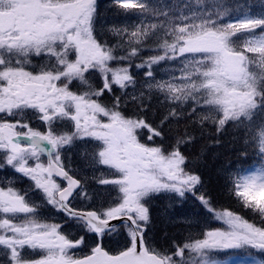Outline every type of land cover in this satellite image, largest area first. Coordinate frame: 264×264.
Here are the masks:
<instances>
[{
	"label": "snow or ice",
	"instance_id": "obj_1",
	"mask_svg": "<svg viewBox=\"0 0 264 264\" xmlns=\"http://www.w3.org/2000/svg\"><path fill=\"white\" fill-rule=\"evenodd\" d=\"M116 2L124 8L133 5V0ZM139 6L145 13L165 17L164 35L170 38L160 45L163 55H153L137 65L148 69L145 75L152 78L146 82L148 88H155L177 106L189 100L202 104V120L217 125V132L229 122L245 125L248 121L246 126L261 128L257 139L259 153L264 154V73L250 71L256 59L248 55L256 54L264 66V13L229 18L234 11L232 0H183L169 5L171 16L147 3ZM96 15V0H0V113L17 117L30 109L49 127L43 134L23 120L0 123V150L4 152L0 169L10 167L29 178L43 197L38 204L26 199L27 192L19 194L13 187L0 190L3 254L8 255L10 250L15 264H221L210 255L211 250L248 247L264 252V164L252 174L239 176L232 190L244 207L257 212L260 226L232 211H216L214 218L226 226L224 229L207 231L203 239L177 249L156 251L148 247L147 205L155 196L165 194L183 200L191 194L200 199L208 213H213L214 207L201 194L200 176L186 171L187 157L179 147L184 143L182 138L163 150L161 145L139 139L147 135L148 141L156 137L163 140L160 125L168 118L156 125L140 114L128 117L117 107L121 97L115 95L113 86L125 89L135 82L127 68L116 71L109 62H131L138 51L134 45L159 41V31H151L156 25L133 30L128 41L131 51L119 55L94 35ZM114 34L120 36L123 30L115 29ZM73 55L74 61L70 59ZM34 56L47 60L33 66ZM53 57L55 63H50ZM172 60L180 65V76L171 73L172 82L155 81L151 65ZM90 70L104 76L101 87L93 89L89 84L94 74ZM72 80L88 86L85 94L69 90ZM107 93L113 94L115 103L111 107L100 99ZM54 117L74 122L75 132L58 134L53 128L57 122ZM80 137L98 142L93 163L106 166L113 170L110 175L118 177L100 181L112 184L117 191L113 205L106 210L103 205L95 210L71 205L70 198L82 194L90 199L61 160L64 145ZM45 153L47 163L41 159ZM44 203L63 213L84 235L73 239L61 231L60 224L42 222L39 209ZM117 219L121 221L119 226L127 229V238L124 249L110 255L103 241L118 227L110 223ZM89 238L95 243L91 255L75 258L70 254L74 248L86 247ZM25 251L41 256L36 259Z\"/></svg>",
	"mask_w": 264,
	"mask_h": 264
},
{
	"label": "trees",
	"instance_id": "obj_2",
	"mask_svg": "<svg viewBox=\"0 0 264 264\" xmlns=\"http://www.w3.org/2000/svg\"><path fill=\"white\" fill-rule=\"evenodd\" d=\"M253 1V3H251ZM147 3L151 7L158 10L162 9L164 13L171 16L169 8L170 4L183 3V0H139L138 7L134 5L130 7V16H139V22H132L130 27L124 25L126 22L131 21L135 17L126 19L124 17L123 10L120 9L118 3L114 1L111 6V13L108 11L99 10L98 18L99 22L103 18L112 19L108 23V27L111 29H122L123 34L110 35L105 32H100L98 37L103 41L107 42L108 45L115 49L114 54L127 55L131 51V47L128 43L125 44L127 37L131 36V32L137 27L148 28L149 25L155 24L156 28L151 31H159V41H144L142 45H134L138 49L136 55L131 60V65L136 68L137 65L144 63L151 56L160 54L163 55V48L160 45L163 44L165 39H170L164 35V28L162 22L165 17L153 16L149 13H145L139 4ZM234 5V11L229 18H242L245 13L248 15H260L264 13V3L261 0H232ZM106 8V7H105ZM144 17L146 20H144ZM129 30V31H128ZM128 31V36H126ZM259 32V30H257ZM132 39V37H131ZM250 57H255L256 61L259 60L258 56L253 53L248 54ZM127 60H114V63L125 62ZM258 64L255 62L250 65V71L263 73L256 68ZM157 67V69H155ZM176 67H180L175 60L172 61H160L157 64L151 65L155 81L166 80L163 77V72L166 69L171 68L172 70ZM143 74L145 75L148 69L146 67H140ZM152 78H144L143 83H139L143 86L135 89L126 88L125 90H115V95L121 97L118 110L128 117H135L140 114L143 118L153 122L156 125H160L161 119L167 117L162 127L164 137L161 140L160 137H156L154 141L146 142L145 135L141 139L143 143L149 145H161L163 149H169L170 146L175 145L177 139H183L184 143L179 147L182 150L183 155L187 157V168L186 171L192 174H198L202 180L201 194H204L206 198L210 199V203L216 211H232L234 214L241 216L243 219L248 220L250 223H255L257 226L261 225V220L257 214L251 209L243 206V201H238L233 193V189L239 176L246 175L253 168H259L263 164L264 156L259 153L258 147V136L261 128L256 126H246L250 122L246 121L245 125H238V122H229L224 128L217 132V125L202 120L201 109L205 106L196 105L195 101L189 100L179 106L172 104L167 101L164 95L153 89H149L147 81H151ZM168 81V79H167ZM96 86L101 87L102 82L98 79ZM136 90L137 100L129 101L125 97L126 92ZM102 101L111 107L115 101L113 94L107 93L104 97L100 98ZM193 108L196 111H193ZM175 111L176 115H172ZM146 114V115H145ZM259 123V121H257ZM235 125V126H234ZM264 127V126H262ZM230 173H235L231 175ZM154 200V199H153ZM198 203L197 201H195ZM201 202V201H200ZM202 203V202H201ZM149 216L150 222L148 224L147 232L151 233V247L156 251H168L172 247H182L186 242H194L195 239H203L204 230L200 229L199 226L203 224L195 225V229L200 232L190 231L182 223L169 225L165 228V224L162 223L161 219H157V215L166 212L165 207L168 205L171 212L175 215V218L180 220L178 216L179 212L183 213L187 211V202L181 199L174 198L168 202L162 203L160 200L155 199L154 202H149ZM157 207L163 208V210L157 214ZM201 209V214L206 215L211 219V214ZM181 209V210H180ZM185 215V214H184ZM188 218V216L186 215ZM195 220H198V216H194ZM163 224V225H162ZM162 226V227H161ZM187 231L193 233L194 236H189ZM125 240L123 234L120 235ZM114 246V244H113ZM244 255H246L248 248L243 249ZM220 262L226 257L212 256ZM259 262L264 264V252L258 256Z\"/></svg>",
	"mask_w": 264,
	"mask_h": 264
},
{
	"label": "rangeland",
	"instance_id": "obj_3",
	"mask_svg": "<svg viewBox=\"0 0 264 264\" xmlns=\"http://www.w3.org/2000/svg\"><path fill=\"white\" fill-rule=\"evenodd\" d=\"M261 2L264 3V0H261ZM251 3H253V1H251ZM134 7V5H132ZM120 9L123 10L124 13V17L126 19L130 18V17H135L133 19H131L130 23L126 22L124 25L128 26V28L130 27V25L132 24V22H139L140 19L137 16H130V7L128 8H124L122 3L121 5L118 6ZM138 7V6H135ZM143 18L144 20H146L144 17H140ZM108 22L109 19L108 18H103V22L100 23V28L99 31L102 30V28L108 27ZM102 24V26H101ZM139 28V27H137ZM129 31V30H128ZM128 31H126V36H128ZM102 32V31H101ZM129 39H131V36L127 37V40L125 41V44L128 43ZM54 58V57H53ZM71 60L75 59V56H71L70 57ZM47 60V57H45L44 59H42L41 57H33L32 58V63L33 64H37L38 66L43 64L45 61ZM112 66L111 69L116 70V71H120L121 69L127 68L128 70V74L130 76H132L133 81L135 82L134 84H128V82H125L126 84H128V86L126 88H130V89H135L137 87L143 86L141 84H139L140 82L143 83V79L146 78L149 80L150 77H147L146 75L143 74L142 69L141 68H133V66L131 65L130 61H125V62H117L116 64L114 62H112ZM256 63L258 64L257 66H255L256 68H258L260 71L262 69H264V66L260 65L259 60L256 61ZM179 68L180 67H176L175 69H166V71L164 70L163 72V77L169 82H172V76L171 73H175V75L177 77L180 76V72H179ZM155 69H157V67H155ZM91 71V70H90ZM94 73H96V79H94V81H98V79L102 82L104 81V76L101 74L100 71L98 70H94ZM257 74H259V72H255ZM261 73V72H260ZM264 73V71H263ZM87 73H85L86 75ZM109 76L111 75V72H109L108 74ZM74 81H78V80H72L71 82ZM178 82V81H177ZM115 90L119 89V90H125V89H121L118 85H114L113 86ZM136 90H132L131 92H126L125 93V97L127 99H129V101H136L137 97H136ZM95 98V97H93ZM2 114V113H1ZM6 115V114H5ZM33 115V121L36 123L33 124L34 126H29L35 130H42L44 125L46 124L45 122H42V119L37 118L40 114L36 113L35 115ZM8 118H13L12 116H7ZM19 120H23L24 122L27 123H31L30 121H27V115L25 114L24 116H18ZM106 120V118H104ZM60 126L62 127L60 131H57L58 134H68V133H73L75 132V127H74V122H66V123H62L60 124ZM19 129V128H18ZM20 130V129H19ZM24 131H27V129H23ZM49 131V129H47V132ZM146 133L147 130H142ZM143 137H140L139 139L141 140ZM145 139L146 142H149L147 140V135H145ZM142 142V140H141ZM97 141L92 140L90 137H80V138H76L73 140V142L71 143V145H64V147L61 149V157H64L66 159H68L71 163V169L73 172L78 173L79 171V166L82 167V172L84 171V165L86 167H89L90 165L93 166L92 170L88 173V170H86L85 175L88 176L86 177L87 179L85 180L86 183L91 182L93 185H95L96 187L93 188L92 190H88V194H90V199H85V201L87 203H91L94 204L96 203L95 201H93L92 199V195L97 196V203L95 208L100 207L101 205H103L104 209L106 210L107 208H105V206L108 203L114 202L115 198L117 196V191L113 190V188H110L109 185L112 184H103L100 181L103 179H116L118 177L116 176H112L110 175V172L113 170H109L107 169L106 166L103 165H98L93 163V159H94V155L96 152V149L94 148V145L97 144ZM264 156V154H262ZM3 156H4V152L3 150H0V162L3 161ZM264 164V160L262 162ZM68 168V165H65ZM258 168H253V170H251L250 172H248L246 175L252 174L254 172H256ZM90 170V169H89ZM5 171L7 172L5 174ZM13 173L14 170H12L10 167H5L4 169H0V184L5 185L7 188L9 186V184L14 183V181H18V179H15V177H13L12 175L9 174ZM84 175V173H83ZM5 176L8 177V179H5ZM20 176L22 177V179H20V181H25V179L30 180L29 178H25L22 176V174H20ZM31 181V180H30ZM33 182V181H31ZM7 188L3 189L4 191L7 190ZM15 190V189H14ZM19 194L21 193V190H16ZM28 198L29 200L35 202V203H42L43 201V197L42 194L39 193L37 190L33 189H29L28 190ZM23 194V192H22ZM122 195V194H120ZM156 198H158V200H160L162 203L164 202H168L172 199H174L172 196L170 195H165V194H160L155 196ZM177 199H180L178 197H175ZM257 199H259V197H257ZM182 201L187 202V211L181 213L179 212L178 216H180V220L175 218V215L171 212L170 208L168 207V205H166L165 209L166 212H163L160 217L157 215V219L160 218L162 223H164L165 228L168 227L169 225H176L179 223H182V225H184L186 228H188L190 231H194V232H200L198 230L195 229V225L196 224H200L199 221H202L203 224L199 226L200 229L204 230L203 233V238H204V234L207 231L210 230H216V229H224L226 226L221 222V221H217L214 216L215 213H209L211 214V219L206 216V215H202L201 214V209H202V203L200 202V199L196 196H192L191 194H189V196L185 199H183ZM195 201H197L198 203H196ZM113 205V204H112ZM50 205H47L46 203L43 204L42 207H40L39 210H46L47 208H49ZM109 205H107L108 207ZM163 210V208L161 207H157V214H159L161 211ZM181 210V209H180ZM203 210L205 212H207V210L205 208H203ZM53 214L50 216V218H47L46 215L40 216L42 222H46L49 224H60L59 220L61 219V216L59 215V213L56 210H52ZM208 213V212H207ZM185 214V215H184ZM186 215L188 216V218L186 217ZM4 214L0 213V217H3ZM194 216H198V220L194 219ZM163 225V224H162ZM162 227V226H161ZM120 230H124L126 233V237H127V231L125 228L123 227H119ZM62 231V229H61ZM189 236H194L193 233L187 231ZM72 235V234H70ZM188 243V242H186ZM178 247H172V249H177ZM248 248V247H247ZM232 249H213L210 252L211 256H217V257H225V256H229V252ZM26 252V251H25ZM4 249L3 246H0V264H9V262H11V264H15L14 261H11V256H10V250H9V254L8 255H4ZM39 253V252H38ZM40 254V253H39ZM261 255V251L259 250H255V249H250L248 248V251L245 255L244 258L242 259H229L227 260V264H260L259 263V259L258 256ZM41 256V254H40ZM176 259H180L179 257H177ZM224 264V263H221Z\"/></svg>",
	"mask_w": 264,
	"mask_h": 264
},
{
	"label": "flooded vegetation",
	"instance_id": "obj_4",
	"mask_svg": "<svg viewBox=\"0 0 264 264\" xmlns=\"http://www.w3.org/2000/svg\"><path fill=\"white\" fill-rule=\"evenodd\" d=\"M50 63H55V58H52ZM33 66H38V65L37 64H33ZM68 87H69L70 91H73L74 93H76L78 95H83L88 90L87 86L80 87V82L79 81L71 82L68 85ZM72 111L74 113V109ZM32 114H33V110H30V109L26 110L27 121L31 122V123H28L29 126H34L33 124L36 125V123L32 119L33 118ZM17 120H19L18 116L17 117H13V118H8V117H6V115L4 113H2V114L0 113V123H2V122L15 123ZM54 120L57 121L56 123L53 124V128H55L56 131H60L61 130L62 127L60 126V124L69 122L66 119L65 120H57V118H55V117H54ZM42 122H44V121H42ZM47 129H49V127H48L47 124H45L43 129L42 130L39 129L38 131H40L43 134H47ZM41 159L45 163H47V159H48L47 153L42 155ZM61 160H62V162L65 165H68V168L66 167V170L69 171V174L73 175V178L77 179L81 183L82 187L85 190V193L88 196H90V194H88V190H92L96 186L93 185L91 182H89V183L85 182V180L87 179L86 177H88V176L85 175V173H86V170H88V173H89L92 170L93 166L90 165L89 167H86L84 165V171L83 172H82V167L79 166L78 173H75V172L72 171L71 163H70V161L68 159H66L64 157H61ZM83 173H84V175H83ZM13 174H14L13 177H15V179H18V181H14V183L9 184L8 187H13L15 190H21L20 194H22V192L23 193L28 192L29 189H33L34 188L33 187L34 182H31L28 179H25V181H20V179H22L20 174L15 173V172H13ZM56 181L58 183H61L63 186H66V183H64L62 181H58V180H56ZM5 188H7L5 185L0 184V190H3ZM91 197H92L93 201H95L97 203V200H98L97 196L92 195ZM26 199H29L28 196L26 197ZM70 199H71V205L74 208H76V209H79V210H85V209L94 210V209H96L95 208L96 203H94V204L87 203L85 201V199H84V194H82L80 197H76L74 199L70 198ZM52 210H55V209H53L51 206H49V208H47L46 210H39V217L43 216V215H46L47 218H50V216L53 214ZM59 215L61 216V219L59 220V223L62 226L61 229H62L63 232L68 233V234H72L71 237L73 239H77L81 235H84V233L81 231V229L74 222L68 221L63 213H59ZM117 239H118V237H117ZM104 241H106V243H112L113 244L114 243V232H112L110 236L106 237L104 239ZM94 246H95L94 241L89 238L87 240V246L86 247L81 245L78 248H74V249L71 250L70 254L74 255L75 258H82V257L87 256L88 254L92 253V248Z\"/></svg>",
	"mask_w": 264,
	"mask_h": 264
},
{
	"label": "water",
	"instance_id": "obj_5",
	"mask_svg": "<svg viewBox=\"0 0 264 264\" xmlns=\"http://www.w3.org/2000/svg\"><path fill=\"white\" fill-rule=\"evenodd\" d=\"M57 179H60L59 177H56ZM61 180V179H60ZM78 190V189H77ZM121 221L120 220H114V221H111L110 223L111 224H114V225H117L119 224Z\"/></svg>",
	"mask_w": 264,
	"mask_h": 264
}]
</instances>
